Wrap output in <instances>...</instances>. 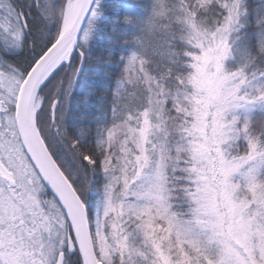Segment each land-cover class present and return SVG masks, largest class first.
Returning a JSON list of instances; mask_svg holds the SVG:
<instances>
[{
	"label": "snow or ice",
	"instance_id": "obj_1",
	"mask_svg": "<svg viewBox=\"0 0 264 264\" xmlns=\"http://www.w3.org/2000/svg\"><path fill=\"white\" fill-rule=\"evenodd\" d=\"M0 264H264V0H0Z\"/></svg>",
	"mask_w": 264,
	"mask_h": 264
}]
</instances>
